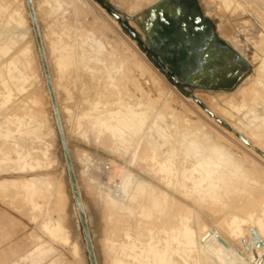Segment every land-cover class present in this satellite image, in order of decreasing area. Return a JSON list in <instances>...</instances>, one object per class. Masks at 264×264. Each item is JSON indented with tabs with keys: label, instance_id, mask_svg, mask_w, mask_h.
Wrapping results in <instances>:
<instances>
[{
	"label": "rangeland",
	"instance_id": "rangeland-1",
	"mask_svg": "<svg viewBox=\"0 0 264 264\" xmlns=\"http://www.w3.org/2000/svg\"><path fill=\"white\" fill-rule=\"evenodd\" d=\"M165 1L31 0L64 143L76 185L79 200L78 207L53 113L51 95L27 0H0V47L11 44L9 52L4 55L6 57H0V148L4 147L0 151V157L3 156V152L12 149L10 156L14 157L12 158L14 162L4 160L3 163L14 164L15 167L20 164L17 171L13 167L5 168L7 171L0 173V179H21L32 175L38 179L40 178V181L43 179V187L40 186L38 190L33 192V195H29L24 190L19 191L20 189L15 190V188L10 187H7L6 191L0 190V227L5 228L8 224L16 228L10 237L1 242L0 252L7 250L8 246L18 250L15 256L6 258V262L1 264H8L11 261H14L15 264H25V261L18 258L31 250L37 243L43 244L45 248L52 251L43 261L39 263L26 262L27 264H92L90 254H92L95 264H154L149 248L144 245V243L153 244L154 240L156 241L154 230L150 232L151 239L147 237L140 238L141 242L140 240L134 241L135 237L126 238L122 235L123 233L121 234V230L118 232L119 224L116 223L115 216L110 217L106 208L107 199L105 197V194L108 193L107 187H110L108 175H110L113 164H115L120 169L131 170L141 178L162 187L170 196L174 195L175 199L185 202L184 196L177 190L161 186L156 178L153 180L145 173L144 169H147V166H145L146 161L140 157L145 142L156 146L158 153H161V155H168L172 141L181 140L183 135H187V139L198 140L197 142L201 141L203 145H209L224 151V155L220 156L223 161L237 162L242 167L246 165L243 168L248 171L256 168L251 174L255 176V172L259 173V175H256L259 176V179L261 178L258 184L264 191V136L262 139L250 137L246 128L242 133L241 125L238 122L242 114L236 113L231 103L233 95L237 102L243 100L246 106H252L253 111L256 112L264 102L262 99L252 102V98L257 93L264 96L263 82L258 84V77L261 76L259 73L260 61L264 60V47L262 51L257 50L258 47L262 48L264 46V39L262 41L258 40L256 45H252V39L257 40L259 32L262 31L261 27H264V15L260 12L264 6V0H251L254 5L250 4L246 8L237 10L233 5L225 10L209 0H197L201 10L208 15L217 33L226 43L225 71H223L226 74L220 77L205 76L178 80L170 79L149 58L145 49L149 44H155L151 37V27L155 24V17L152 12ZM245 1L251 2L250 0H240V2ZM246 9L254 11L260 20L256 21L252 15L247 13ZM112 13L118 17L114 18ZM13 17L22 23L20 28L16 27ZM245 19L250 22L248 28L242 25ZM129 30L136 33L137 37H132L128 32ZM62 33L63 38L65 37L63 42L73 46L75 55H92L93 50L99 46L102 57L105 54L107 56L105 59L108 61V70L111 69L110 71L113 72L112 76L116 77L119 70H130L131 72L128 75L132 79L128 87L134 91L135 89L140 91L142 100L146 102L154 101L153 107L155 110H163L165 115L157 116L155 119V113L151 112L147 117L148 127H145V133L141 131L136 134L133 141H130L129 146L106 138V130L99 133L96 119L105 117L107 113L113 114L116 119L125 118L127 108L124 105L115 104V102L111 104L100 102L97 104L101 93L104 91L100 87L102 81L101 79H95V81L93 78L91 79L88 73L89 70L86 72L85 69L83 72V69L76 64L75 67L70 68L71 70L69 69L73 71L75 68V72L73 71L75 75H73V72L70 73L69 70L64 74H60L54 68L53 64L55 65L56 56L59 52L54 50L52 55H49L50 45L48 43L52 47L59 46L60 41H62ZM67 38L68 40H66ZM52 41L56 44H53ZM143 44L146 46L144 47ZM22 48L27 49L26 60L15 55ZM78 51H80V54ZM83 51H86L87 54H84ZM110 53L114 54L110 55ZM10 59H13L15 64L8 65ZM235 59L238 60L237 63L233 62ZM90 65L93 67L91 69L97 71L98 75L107 74L106 72L102 74L101 71H107L102 64L90 62ZM80 69L82 72H79ZM66 73L73 76L69 78ZM78 77H80V80ZM97 80L99 84L96 83ZM259 81H263V79ZM243 84L249 86L247 85L245 95L240 97L237 94V89ZM85 91L88 93H85ZM121 92L124 93L122 90ZM165 97L170 100L168 102L169 106L163 109V105L166 103L163 101ZM87 99L89 100L87 101ZM122 99L126 101L125 103L128 106H132V99L128 95L123 94ZM81 102L84 103V106L81 105ZM81 109L84 110V113ZM93 111H95L94 114ZM77 112L81 114L79 115ZM229 113L232 117L229 116ZM83 121L87 122L84 123ZM175 121L178 124H174ZM182 121L184 124L181 123ZM78 122L80 124H77ZM173 125L176 127L174 128ZM87 126L90 128H87ZM165 126H169L168 129ZM198 128L201 131L200 134H198ZM92 130L94 132H91ZM129 133L132 134V131L130 130ZM94 135L97 136L94 137ZM102 135L103 137H101ZM201 142L198 144L201 145ZM225 147L228 148L225 149ZM132 150L133 153L136 152L134 158ZM204 150L203 148L199 149V153L195 154V158H192V160H195L194 165L196 160L206 155L207 151ZM228 151L232 156H229ZM16 159L20 160V163H17ZM29 165L32 166V171H28ZM141 165L146 167L143 171ZM194 175L197 176L196 173ZM99 188L100 190H98ZM116 191L117 189L114 188L111 193ZM37 195L38 197H34ZM102 197H104V200ZM32 198H35V200ZM40 198L41 200H39ZM221 198L217 203H213L214 205H210V207L217 205L213 211L212 208L209 209V205L205 202H200L202 205L204 204L203 206H200V203L199 206L195 204L197 207L192 205L196 207L192 208L196 209L193 211V213H196L193 214L195 220L191 217L194 221L191 218L188 219L185 224L186 227L183 226V228L186 229L188 235L190 233L192 236L193 244L187 243L184 236L181 235L177 237L176 241L172 242L174 250L171 253V258L174 264H219V261L210 253L209 260L206 261L205 259L201 263L203 255L201 256L202 251L199 244H203L208 239L207 236L211 246L221 244L223 248L239 258L240 263L264 264V250L263 255L261 253L257 254V257L247 256L243 239L239 235L231 234V231H237L238 227L242 226L241 217L244 216L242 219L246 218L249 212H243L244 208L239 206L241 202L234 203L228 196V199L226 196ZM223 198H226V201L228 200V202L225 201L226 204ZM44 199L45 201H43ZM191 204L189 203V206ZM237 206L239 210L235 208ZM227 207L231 208L228 209ZM215 209H218L216 210L217 213ZM220 212L222 213L220 214ZM257 214L264 217V209L258 212L255 209L251 216L257 217ZM222 215L226 219H222ZM219 216L221 218H218ZM176 219L182 220V216H178ZM48 229L55 230V235L49 234ZM196 230L198 231L196 232ZM262 248L264 249V244ZM212 257L214 258L212 259Z\"/></svg>",
	"mask_w": 264,
	"mask_h": 264
},
{
	"label": "bare ground",
	"instance_id": "bare-ground-1",
	"mask_svg": "<svg viewBox=\"0 0 264 264\" xmlns=\"http://www.w3.org/2000/svg\"><path fill=\"white\" fill-rule=\"evenodd\" d=\"M209 1L216 3V5L218 7H222L225 10L228 9L231 5H233V7L237 10L239 8H246V7H248L247 5L250 6V4H253V2L251 0H250L251 2H246V1L240 2V0H209ZM50 9H52V8H50ZM55 11H56V9H55ZM246 11H247V13L252 15L256 19V21L260 20L255 15L254 11H251L248 9H246ZM260 12H261V14L264 15V6L262 7V10H260ZM14 19L15 18L13 17V21H15L16 27L20 28L22 26V23L20 22V20L18 21L16 19L15 20ZM242 25L245 28H248L250 25V22L245 19L242 22ZM65 26H66V24H65ZM65 26H64V28H65ZM57 28H58V25H57ZM67 28H69V27H67ZM261 29H262V31L259 32L258 39L257 40L252 39V45H256L258 40L262 41L264 39V30H263L264 27L262 26ZM58 32H59V30H58ZM58 32H56V33H58ZM76 34H77V32H76ZM61 37H62L61 38L62 41H60L61 44H59V46L56 45L57 47H52L51 44L48 43L50 45V46L48 45L49 46V50H48L49 55H52V52L54 50H57L59 52L58 55L56 56L55 65L53 64L54 68L56 70H58V72H60V74H64L70 68L75 67L76 64H78L79 68L81 67V69H83V72L85 69H86V72H87V70H89L88 71L89 77L91 79L93 78L94 81H95V79H98V80L101 79V81H102L101 86L98 85L99 84L98 80H97L98 82H96V83H98L97 85L102 87L103 90L106 91V92H104L102 90L103 93H101L99 102L97 104H99L100 102H102L103 104H109V103L111 104V103L115 102V104L118 103L120 105H124L127 108V110H126L127 113L125 114L126 115L125 118L116 119L113 114L107 113V115L105 117H103V118L100 117V118L96 119L97 120L96 126L98 127L99 133L102 132L103 130H106L107 131V137L106 138H109L110 140H113V141H117L118 143H121L123 145L129 146L131 144L130 141H133V137L136 136V134L140 133L141 131H143L145 133L144 129H146L148 127L147 117H149L151 112L155 113V117H154L155 119L157 118V116L161 117L162 115H165L163 110H155V108L153 107L154 101L146 102V101L142 100V93L140 91L135 89V91H136V93H135V91L132 90V88L128 87L129 84H131V79H132L128 75V73L131 72L130 70H127V69L121 70V71L119 70L118 75L116 74L117 75L116 77L112 76L113 72L110 71L111 69L108 70V64H107L108 61L105 59V57H107V56L105 54V56L102 57L100 50H99L100 49L99 46L97 47V45H95L97 48H95V46H94L95 49L93 48L94 52L92 51L93 52L92 55H89V56H85V55L81 56L78 54L75 55L74 50H73V46L71 44L63 42L64 38H65V37L63 38V33H62ZM69 37H70V35H69ZM48 40H49V38H48ZM66 40H68V38ZM76 41H78V40H76ZM79 41H81V40H79ZM69 42L71 43L70 40H69ZM53 44H56V43L53 42ZM86 46H88V45H86ZM263 47L264 46H262V48L258 47L257 50L262 51ZM10 48H11V44L7 45L5 47H0V57L1 56L6 57L4 55H6L9 52ZM79 52L80 51H78V53ZM85 52L86 51H83L84 54H87V52L86 53ZM111 54H114V53H110V55ZM15 55H17L18 58L23 57V59L26 60L27 49L22 48L18 52H16ZM109 57H112V56H109ZM109 60H110V58H109ZM90 62L102 64L104 69H106L107 71L103 70L101 72H102V74H103V72H106L107 74H104L103 75L104 77L102 75L100 76V74L98 75L96 73L97 71H94L93 69H91L93 67H91ZM260 62H261V64L259 65V73L261 74V76L258 77V84L263 82V85H264V60H262ZM109 63L111 64V62H109ZM119 63H121V62H119ZM9 64H15V61L13 59H10L8 61V65ZM92 66H94V65H92ZM98 66H99V64H98ZM81 69L79 72H82ZM26 70H27V68H26ZM74 70H75V68H74ZM73 71H70V73H72ZM74 72H73V75H75ZM101 72L99 71V73H101ZM110 72H111V74H110ZM88 73H86V74L88 75ZM66 75H68L69 78H71L70 76H73L72 74L69 75L67 73H66ZM79 78L80 77H78V79ZM90 78H89V80H90ZM262 79H263V81H259ZM81 82H83V81H81ZM247 85L248 84H243V86H241L237 89V94H239L240 97L245 95V91H246L247 87L249 86V85L248 86ZM98 89H101V88H98ZM93 90H95V89H93ZM121 90L124 93H122ZM85 93H88V92L85 91ZM90 94H91V92H90ZM97 94H100V93L98 92ZM123 94L128 95V97H130L132 99V101H131V102H133L132 106H128L127 103H125L126 101H124L122 99ZM95 97H98V96H95ZM88 98H90V97H88ZM232 98H233V101H231L232 107L234 108L236 113L242 114L240 119H238V122L240 123L241 128H242L241 132L244 133V129L246 128L249 132L250 137L253 136L255 138L259 137L258 139H260V138L262 139L264 136V102L261 105V108L257 107L258 108L257 111L254 112L252 106H249V107L246 106V104L244 103L243 100H240L239 102H237L235 99V96H233V95H232ZM261 99L264 101V96H261L259 93H257L256 96H254L252 98V102H254L255 100H261ZM82 100H84V99H82ZM88 100L89 99H87V101ZM169 100H170L169 98H166V97L164 98L163 101L166 103L163 105L164 106L163 109H166V107L169 106V104H168ZM32 101H34V100H32ZM85 103H87V102H85ZM83 104L84 103L81 102L82 106H84ZM81 105H80V108L82 107ZM94 105H95V103H94ZM94 105H91V106H94ZM110 107H113V106H110ZM89 108H91V107H89ZM82 110L83 109H81V111ZM86 110H91V109H86ZM86 110H85V112H86ZM94 112L95 111H93V114H94ZM77 113L79 115L81 114L79 112H77ZM82 113H84V110ZM90 113L92 114V112H90ZM168 114H171V113H168ZM229 116L232 117L231 113H229ZM85 120H87V119H85ZM150 120H151V118H150ZM183 121L181 122L182 124H184ZM79 122L77 124H80ZM86 122L87 121H85L84 123H86ZM88 123H89V121H88ZM174 124H178L177 121H175ZM182 124H180V125H182ZM81 125H82V123H81ZM81 125H80V127H81ZM84 125H86V124H84ZM169 126H170V124H169ZM165 127L168 129L167 126H165ZM173 127L175 128L176 126L173 125ZM87 128H90V127L87 126ZM80 129H82V128H80ZM93 129H95V128H93ZM176 129H178V128H176ZM84 130H85V128L82 130L83 133H84ZM130 130L132 131V134L129 133ZM202 130L204 131V129H202ZM180 131H181V129H180ZM195 131H197V130H195ZM91 132H94V130H92ZM199 132H201V131H199V128H198V134H200ZM193 133H194V131H193ZM198 134H196V135H198ZM203 134H204V132H203ZM105 135H104V137H105ZM181 135H182V133H181ZM181 135H179V136L181 137ZM96 136L94 135V137H96ZM186 136L183 135L181 140L179 139V140L172 141V143H171L172 146L169 150L168 155H161V153H158L156 146L152 145V143L149 144L148 142H145V143H143V144H145L144 147H143V145L140 144L143 147L140 157H141V159L146 161L145 166H147V169H144L146 167L145 166L142 167V165H144L142 163V165H141L142 171L144 169L145 173L147 175H149L151 178H153V180L156 178V180H158V182L161 184V186L166 187L167 189L171 188V189H174L175 191L177 190L180 194H182L184 196V197L180 196V197H183V199H185L184 203H183V201L182 202L179 201L177 198L175 199V197H173L174 195L170 196L167 193V191L165 189H163L162 187L154 185L153 183L145 180V178H141L140 176L134 174L129 169H126V168L120 169L119 166L113 164V168L111 170V173H110V175H108V179H110V182H109L110 184L109 183L108 184L110 185V187H107L108 193L105 192L106 193L105 197L107 199L106 208L109 212L110 217L115 216V218L117 220L116 223L119 224L118 232L121 230L120 231L121 234L123 233L122 235L126 236V238L129 239L130 237H135L136 239H133L134 241L140 240V242H141L140 238L147 237L148 239H151L152 237H151L150 232L152 230H154V232L156 233V241L154 240L153 244H151V243L145 244L144 243V245H146L145 247L149 248V251L153 256V263L154 264H174V262L172 261V258H171V253L174 250L173 249L174 246L172 245V242L176 241L177 237L181 235V236H184L187 243L193 244L192 236L190 235V233L188 235V232L186 231V229L183 228V226H185L188 219H190L191 217L194 219L193 214H196V213H193V211H195L196 209L194 210L192 208H194L195 206L197 207V205L200 202H205V203H207V205H209V209L212 208V211H213L214 207H216L217 205L215 204L216 206H214V207H210V205H212L213 203H217L221 197L226 196V198H227V196H228L231 198V201H234V203L235 202H238V203L241 202V204L239 206L244 208V211H243V209H241L243 212H247V211L249 212L247 214L246 218L242 219V217H244V216H242V217L240 216L241 217L240 222H242L243 224H242V226L238 227L237 231H231V234L239 235L240 238L243 239L244 246H245V249L247 251V253H246L247 256L257 257V254H261V253L263 255L264 249L262 248V246L264 244V234H263L264 217L258 216L259 214H257V217L251 216L252 212L255 209H257V212L264 209V191L262 190V187L258 184L259 180L261 178L259 179V176H256L257 174L259 175V173L255 172L254 173V175L256 174L255 176H253L251 174L252 171H255L256 168L252 169V170L250 169L248 171V170H245L243 168L246 165L242 167L241 165L237 164V162L223 161L220 159V156L224 155L223 154L224 151H222V150L220 151L217 148H213L212 146H209V145H203L202 144L203 142H201V141H199V142H201V145H199L198 144L199 142H197L198 140L196 141V140L191 139V138L187 139ZM101 137H103V135ZM106 138H105V140H106ZM173 138H174V136L172 137V139ZM138 139H140V138H138ZM183 139H184V141H183ZM98 140H99V138H98ZM263 140H264V138H263ZM205 144H207V143H205ZM209 144H211V143H209ZM141 146H140V149H141ZM3 148L4 147L2 146V149L0 148V151L3 150ZM201 148L205 149L204 151H207V153H205L206 155H204V157L196 160V164L194 165L195 160L194 159L192 160V158H195V154H198L199 149H201ZM227 148L225 147V149H227ZM108 149L111 150V148H109V147H108ZM161 149H163V148H161ZM10 151H12V149L9 151L3 152V156L0 157V173L7 171L6 169L11 168V167H13V169L15 168L16 171L19 168L18 166L20 164L15 167L14 164L13 165L11 164L12 165L11 166L7 163H3L4 160H7V161L10 160V161L14 162V160L12 159L14 157L10 156V153H11ZM228 153H229V151H228ZM132 154H133V158L136 157L135 151L133 153V150H132ZM132 154H130V155L132 156ZM137 156H138V154H137ZM229 156H232V155L229 153ZM176 160H178V161H176ZM135 161H136V159H135ZM16 162L20 163V160L16 159ZM139 162H140V160H139ZM36 164H38V163H36ZM28 171H32V166L29 165ZM194 173H196L197 176H195ZM37 177H39V176H37ZM48 179H49V177H48ZM40 180H41L40 178L38 179L34 175L29 176V177L27 176V177L21 178V179L1 178L0 179V190L6 191L7 190L6 188L10 187V188H15V190L20 189L19 191L24 190L25 192H28L29 195H33V192L38 190L40 188V186H42L43 179H42V181H40ZM105 185H107V184H105ZM114 186H116V187H114ZM114 188H116L117 191L115 193L112 192L113 193L112 194L111 191ZM98 190H100V188ZM101 192H103V191H101ZM2 193H7V192H2ZM20 193H22V192H20ZM43 193H45V192H43ZM47 193H49V192H47ZM38 195L34 196V197H38ZM41 197H43V196H41ZM102 198L104 200V197H102ZM32 199L35 200V198H32ZM45 199L43 201H45ZM225 199L223 198L224 203L226 201ZM17 200H15V201H17ZM39 200H41V198ZM188 202L190 204L194 203V204H191V206L195 205V204H197V205H195L194 207L193 206L191 207V206H189ZM226 202H228V200ZM35 204H36V202H35ZM42 204H43V202H42ZM200 204H201L200 206L204 205V204L202 205V203H200ZM18 206H17V208H18ZM218 207H220V206L218 205ZM227 208L229 209L231 207H227ZM235 208H238V210H239L238 206ZM204 209H206V208H204ZM218 209H215V211ZM206 211H207V209H206ZM216 213H217V211H216ZM221 213L222 212H220V214ZM231 214H232V212H231ZM234 215H236V214H234ZM178 216H182V220L176 219V218H178ZM221 217H222V219H226V218H223V215ZM221 217L219 216L218 218H221ZM196 218H197V216H196ZM223 222H225V221H223ZM220 223L222 224V220ZM227 223H228V221H227ZM195 224H196V221H195ZM193 226H194V223H193ZM49 227H51V226H49ZM199 227H198V229H200ZM224 227H225V225H224ZM44 228L47 229L46 226H44ZM193 228H195V227H193ZM15 229H16L15 227L8 225V224L5 226V228H3L1 226L0 227V233H1L0 234L1 235L0 236V244L5 239L10 237V235L15 232ZM57 230L60 232L58 227H57ZM185 231H186V233H185ZM197 231L198 230H196V232ZM48 233L51 235H55V230H49L48 229ZM204 235L206 236V234H204ZM206 238H208V239L204 243L202 241L203 244H199L200 248H201L200 250L202 251L201 256L203 255L201 263L203 260L205 261V259H206V261L209 260V258H210L209 253H210V255L212 254L219 261V264H243V263H240L239 258H237L235 255L231 254L227 249L223 248V246L221 244L218 243L216 246H211L209 244V237L207 236ZM36 241H37V239H36ZM123 241H124V239H123ZM136 245H138V244H136ZM74 246H75V244H74ZM75 248H74V250H75ZM198 248H199V246H198ZM51 251H52L51 249L45 248L43 246V244L37 243L33 246V248L31 250L27 251L24 255H21L18 259L21 261H25L24 262L25 264H27L26 262L39 263V262L43 261L48 256V254L51 253ZM194 251H193V254H194ZM17 252H18V250L16 248H12L11 246H8L7 250L0 252L1 253L0 264L3 262H6V260H7L6 258L11 257V256H15L17 254ZM126 253H127V251H126ZM214 257H212V259ZM251 260H252V258H251ZM8 264H15V262L11 261ZM186 264H188V263H186Z\"/></svg>",
	"mask_w": 264,
	"mask_h": 264
},
{
	"label": "flooded vegetation",
	"instance_id": "flooded-vegetation-1",
	"mask_svg": "<svg viewBox=\"0 0 264 264\" xmlns=\"http://www.w3.org/2000/svg\"><path fill=\"white\" fill-rule=\"evenodd\" d=\"M152 13L155 44L143 46L170 79L225 76L226 43L197 0H166Z\"/></svg>",
	"mask_w": 264,
	"mask_h": 264
},
{
	"label": "water",
	"instance_id": "water-1",
	"mask_svg": "<svg viewBox=\"0 0 264 264\" xmlns=\"http://www.w3.org/2000/svg\"><path fill=\"white\" fill-rule=\"evenodd\" d=\"M27 4H28V7H29L30 15H31L33 29H34V33H35V37H36L39 53H40V56H41V60H42V64H43V68H44V72H45V76H46V80H47V85H48V88H49V93L51 95V103H52L53 113H54V116H55L56 125H57V129H58V132H59L60 141H61V144H62V148H63V152H64V156H65V160H66V164H67V168H68V172H69V176H70V180H71V184H72V188H73V193H74L75 199H76V201L78 203V207H79V200H78V194H77V190H76V185H75V181H74V177H73V173H72V168H71L69 156L67 154V150H66L65 143H64V136H63L62 129H61V123H60V119H59V116H58L57 107H56V104H55V99L53 97V92H52V88H51V84H50V80H49L48 70H47V66H46V62H45V58H44V54H43V49H42V45H41V41H40L37 25H36V22H35V17H34V12H33V8H32V5H31V0H27ZM112 15L114 16V18L118 17L114 13H112ZM128 32H129V34L132 37H135V33L134 32H132L131 30H129ZM84 231L86 232L85 227H84ZM86 239L88 241L87 235H86ZM90 257H91V263L95 264L94 260H93V257H92V254H90Z\"/></svg>",
	"mask_w": 264,
	"mask_h": 264
}]
</instances>
